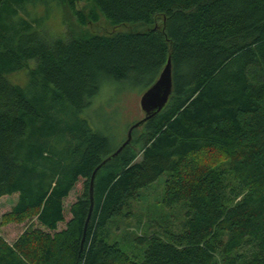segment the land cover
Here are the masks:
<instances>
[{
	"label": "trees",
	"instance_id": "trees-1",
	"mask_svg": "<svg viewBox=\"0 0 264 264\" xmlns=\"http://www.w3.org/2000/svg\"><path fill=\"white\" fill-rule=\"evenodd\" d=\"M34 1L0 0V199L18 197L1 225L38 224L0 235V264H264V0H60L75 24L57 39ZM102 17L151 29L85 30ZM169 59V102L114 156L87 110L108 86L150 75L149 89ZM163 174L183 231L135 234L147 249L130 255L109 225Z\"/></svg>",
	"mask_w": 264,
	"mask_h": 264
},
{
	"label": "rangeland",
	"instance_id": "rangeland-1",
	"mask_svg": "<svg viewBox=\"0 0 264 264\" xmlns=\"http://www.w3.org/2000/svg\"><path fill=\"white\" fill-rule=\"evenodd\" d=\"M29 5L32 16L41 21L40 30H44L51 39L65 38L68 33L67 25L75 24V18L62 7L60 0H36ZM77 7L78 10L89 11L85 3H79ZM157 24V27H161L162 22L158 21ZM150 29V27L141 25H126L114 28L104 17L101 18L99 23L90 24L85 28L86 31L92 34L100 35L129 32L142 33ZM149 76L147 75L145 80L139 82L133 79L131 83L126 82L108 86L102 97L96 99L91 109L87 110L86 115L91 118L93 126L97 125L103 132L107 130L108 133L112 134V149H117L126 141L130 126L145 118L140 102L143 94L148 90ZM142 131L139 129V132ZM203 158V161L209 160L206 155ZM167 175H161L155 182L143 188L137 197L129 201L124 207L123 213L112 221L109 225L111 244L118 242L122 249L130 255H133V253L142 255L147 249V245L137 244L133 235H156L164 239L168 233L179 234L183 231V223L186 221L188 209L185 203L173 207H168L164 203ZM84 187V180L81 179L65 200V222L59 225L58 231L64 230L66 223L70 221L72 217L69 212L70 207L82 194ZM16 197L10 196L0 199V235L9 244H14L29 226L38 227L35 220L19 228L14 225L7 227L1 225L3 215L11 211L12 206L17 201L16 199H18Z\"/></svg>",
	"mask_w": 264,
	"mask_h": 264
},
{
	"label": "water",
	"instance_id": "water-1",
	"mask_svg": "<svg viewBox=\"0 0 264 264\" xmlns=\"http://www.w3.org/2000/svg\"><path fill=\"white\" fill-rule=\"evenodd\" d=\"M173 93V67L171 59L168 60L165 68L162 70L158 80L143 94L141 98V108L145 113V118L133 124L127 134V140L122 144L120 149L114 154V156L118 155L122 149H124L127 145L130 144L132 140V133L134 130L143 126L151 117L160 113L167 103L170 100V97ZM107 162L104 161L103 164ZM96 172L93 174L91 179V209L89 213V217L87 219V223L89 222L92 210H93V194H94V181H95ZM86 223V225H87Z\"/></svg>",
	"mask_w": 264,
	"mask_h": 264
}]
</instances>
